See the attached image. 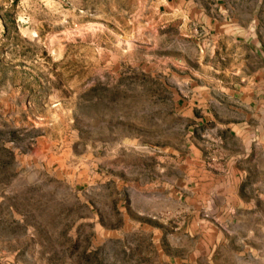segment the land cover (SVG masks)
<instances>
[{
  "label": "rangeland",
  "instance_id": "rangeland-1",
  "mask_svg": "<svg viewBox=\"0 0 264 264\" xmlns=\"http://www.w3.org/2000/svg\"><path fill=\"white\" fill-rule=\"evenodd\" d=\"M163 2L0 0V264H264V146L210 182L224 73Z\"/></svg>",
  "mask_w": 264,
  "mask_h": 264
},
{
  "label": "crops",
  "instance_id": "crops-1",
  "mask_svg": "<svg viewBox=\"0 0 264 264\" xmlns=\"http://www.w3.org/2000/svg\"><path fill=\"white\" fill-rule=\"evenodd\" d=\"M164 4L199 27L210 44L209 54L217 55L216 69L224 73L218 89L209 87L192 95L183 102L182 112L204 120L205 137L219 144L207 151L213 159L209 165L226 168L230 174L208 169L210 182L218 176L221 182L225 177L240 181L233 175H248L247 164L259 139L264 146V0H165ZM190 139L198 144L192 134ZM229 141L232 147L222 149V142Z\"/></svg>",
  "mask_w": 264,
  "mask_h": 264
}]
</instances>
